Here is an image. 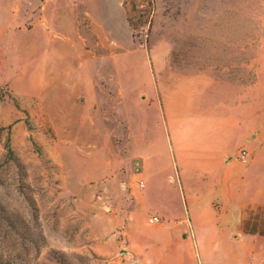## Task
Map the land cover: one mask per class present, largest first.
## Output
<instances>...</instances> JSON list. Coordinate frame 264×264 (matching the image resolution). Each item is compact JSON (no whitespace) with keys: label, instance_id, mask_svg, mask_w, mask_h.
I'll return each instance as SVG.
<instances>
[{"label":"rangeland","instance_id":"rangeland-1","mask_svg":"<svg viewBox=\"0 0 264 264\" xmlns=\"http://www.w3.org/2000/svg\"><path fill=\"white\" fill-rule=\"evenodd\" d=\"M200 74L264 122V0H0V264H234L149 174L170 164L162 95Z\"/></svg>","mask_w":264,"mask_h":264},{"label":"crops","instance_id":"crops-1","mask_svg":"<svg viewBox=\"0 0 264 264\" xmlns=\"http://www.w3.org/2000/svg\"><path fill=\"white\" fill-rule=\"evenodd\" d=\"M257 84L245 88L244 95ZM168 89L171 96L183 92L186 97L176 101L169 95L166 101L162 95L171 151L163 156L170 164L149 174L177 179L196 243L215 242L220 255L234 257V264H264V122L256 125L251 98L236 99L240 84L206 74L182 76ZM240 138L246 141L244 160L233 154ZM196 173L202 188L190 180Z\"/></svg>","mask_w":264,"mask_h":264},{"label":"built area","instance_id":"built-area-1","mask_svg":"<svg viewBox=\"0 0 264 264\" xmlns=\"http://www.w3.org/2000/svg\"><path fill=\"white\" fill-rule=\"evenodd\" d=\"M246 153H247L246 151H243V152L241 153V157H240V158H241L242 160H244V159L246 158V155H247ZM157 221H158V218H155V219H152V220H151L152 223L157 222Z\"/></svg>","mask_w":264,"mask_h":264}]
</instances>
